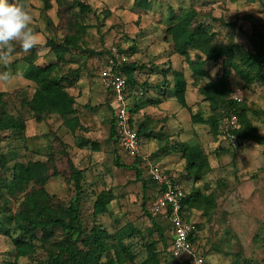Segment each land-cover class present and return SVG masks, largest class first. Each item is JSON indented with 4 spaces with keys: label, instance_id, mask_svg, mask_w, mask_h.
<instances>
[{
    "label": "rangeland",
    "instance_id": "obj_1",
    "mask_svg": "<svg viewBox=\"0 0 264 264\" xmlns=\"http://www.w3.org/2000/svg\"><path fill=\"white\" fill-rule=\"evenodd\" d=\"M148 1L149 7L139 6L140 0H49V6L43 0H16L31 9L40 44L30 53L17 45L11 63L0 66V72L12 73L9 80L0 82L6 111L25 121L21 131H0V183L6 176L11 180L17 163L42 162L46 168L43 181L32 179L21 191L2 190L0 264H46L50 254L58 250L66 237L61 228L46 237L39 232L35 238L23 233L16 220L24 209L23 201L40 191V204L46 202L58 212L65 210L77 193L73 167L82 172L79 212L86 232L97 227L110 236L103 264H143L150 247L158 250L159 264H184L170 253L173 231L165 213L153 217L147 213L159 187L150 178L152 162L178 180L187 193L200 190L215 197L213 205L187 213L198 235L196 244L204 253V264H264V145L246 139L233 144L225 136H215L207 122L193 119L197 114L205 120L214 111L203 89L223 76L225 58L219 62L207 59L203 66L206 74L196 75L168 33L174 22L171 19L181 10L193 8L217 40L259 46L260 39L252 32L258 27L264 33V0ZM65 47V57L58 58L55 49ZM113 48L126 52L132 62L151 65L141 81L149 76L153 89L167 88L159 98L150 91L135 100L132 125L146 131L142 134L141 162L121 150L111 132L113 112L99 74ZM198 54L206 58L202 52L190 50L191 59ZM30 63H56L60 74L70 76L68 91L75 97L79 119L75 127L59 114L38 120L24 102L36 87L23 76ZM228 69V88H215L227 89L223 95L228 99L240 96L248 108L246 116L264 135V81L246 85L234 68ZM175 70L182 72L187 82L185 106L171 93ZM180 143L197 146L205 154L199 178L186 170V159L176 150ZM117 156L122 165L117 164ZM139 167L146 189L136 175ZM102 193L112 199L105 211L97 213L96 200ZM154 220L162 227L165 244ZM17 238L27 253L20 254ZM78 244L84 247L82 241Z\"/></svg>",
    "mask_w": 264,
    "mask_h": 264
},
{
    "label": "trees",
    "instance_id": "obj_2",
    "mask_svg": "<svg viewBox=\"0 0 264 264\" xmlns=\"http://www.w3.org/2000/svg\"><path fill=\"white\" fill-rule=\"evenodd\" d=\"M20 1L23 2L25 0ZM43 1L49 6V0ZM82 5L84 6V4ZM138 5L149 7L150 1L140 0ZM198 15V12L191 8L181 10L179 14L171 19L172 21L174 20V22H171L168 33L174 41L175 49L178 53L184 55L186 59H188L196 75L203 76L206 74L203 66L207 59L219 62L225 58V71L218 82L208 83L203 89V93H205L211 100L214 111L209 118L205 120L197 114L193 115V119L207 122L210 125L212 132L218 137L220 135L224 136V118L228 115L236 114L240 126L238 129H235L234 132L240 141L243 139L253 140L258 144L264 145V135L257 132L249 118L246 116V111L248 109L246 104L241 101L226 98L225 94L227 89L215 88L218 85H224L228 88V67L234 68L236 72L243 77L246 85H250L254 81H264V33L259 31L258 27H254L252 35L254 37H259V46L253 45L252 47H246L242 43L234 40L222 42L217 40L215 33L198 18ZM49 43L54 44L52 40H49ZM66 49V47L56 48L55 50L58 52L57 57L61 59L64 58L65 54L63 53H65ZM116 49L120 53L126 54L123 50L119 48ZM192 49L202 52L206 55V58L202 59V56H199L198 54L196 59H191L190 50ZM56 63H59V60ZM56 63H50L47 65L30 63L28 65L23 76L25 79L33 81L36 84V87L33 95L30 98L25 97L24 102L30 107L38 120L43 119L47 114H59L64 119L65 123L73 128L75 127V122H78L79 119L75 115V97L68 91L69 83L71 82L69 79L70 76L60 74L59 66ZM168 67L170 66L168 65ZM137 68L141 70L140 77L147 69H149L146 64L139 65L136 62H132V60H129L128 63L122 66L130 90L134 89L138 83L135 81V71ZM174 74L175 78L171 93L181 105L185 106L187 82L182 72L175 70ZM147 84L146 80H140L139 82V86L144 90V94L147 92ZM166 92L167 88H165L164 94ZM223 92H225L224 95ZM4 96L5 92L0 91V131L23 130L25 128L24 119L6 111L7 102L5 101ZM135 109L136 108L134 107L129 110L130 125L142 136V134L146 132L145 129L141 126L135 128L132 125L131 113ZM218 109H223V111L220 113L217 111ZM112 112H114V109H112ZM111 132L116 143H118V135L115 128V116L112 119ZM176 150L180 151L182 157L186 159V170L194 171L197 178H199L200 176L198 173L201 172L203 163L206 161L205 154L202 150L197 146L191 147L182 143L177 145ZM140 154L141 150L135 156L136 158H140L141 162L143 161V157H141ZM117 164L122 165L119 162L118 156ZM45 168V164L42 162H32L28 164L17 163L14 166L11 180L9 181L6 176V179L4 178V181L0 183V196L2 195V190L4 188L16 192L25 189L32 179L43 181ZM135 169L137 178L143 181L144 189H146L147 182L142 176L141 167ZM72 177L74 178L77 190L76 198L70 202L65 210L58 212L50 205H47L46 202L40 204L38 201H43L40 200L43 196V191H40L34 195H29L26 201H23L24 209L18 212V218L16 220L17 225L21 228L23 233H27L35 238L38 237L39 232H42L41 235L43 234V236L46 237L48 233H51V231L56 228H61L63 230L66 237H64L63 241L59 243L58 252L55 251L50 254L46 264H103L101 258L103 254L109 250L107 240L110 236L106 230L97 227L92 228L89 233L86 232L79 212L80 195L82 192L81 170L73 167ZM150 178L155 185L159 186L158 193H160L164 189L163 186L157 183L152 177ZM111 199L112 197L110 194H100L96 200L97 213L105 211L106 205ZM214 201L215 197L212 194H203L200 190L187 193V197L182 206V215L189 220L187 216V213H190L189 211L194 208H203L210 204L213 205ZM27 208L30 209L27 210ZM147 213L150 217L154 216L149 210H147ZM154 224L157 227L160 239L165 244L166 240L162 227L156 220H154ZM74 236L75 238H73ZM194 239L198 241L197 233ZM79 241H82L84 245L83 248L79 246ZM15 243L18 245V251L20 254L28 252V249H26L27 247L21 246L23 245V242L20 238L15 239ZM147 255L148 257L143 264H159V252L155 247H150ZM174 258L186 264L184 260L177 257Z\"/></svg>",
    "mask_w": 264,
    "mask_h": 264
},
{
    "label": "built area",
    "instance_id": "obj_3",
    "mask_svg": "<svg viewBox=\"0 0 264 264\" xmlns=\"http://www.w3.org/2000/svg\"><path fill=\"white\" fill-rule=\"evenodd\" d=\"M129 60L128 55L113 48L111 54L101 64L99 76L103 86L112 94L118 145L127 154L135 156L141 150L143 141L138 131L130 125L129 95L143 94L144 90L139 86L141 73L139 68L135 71V81L138 83L134 89L129 90L127 77L122 70V66ZM235 99L241 101L242 98L235 96ZM239 126L236 114L228 115L223 120L224 136L233 144L240 141L234 132ZM149 172L151 177L164 188L152 202L150 211L153 215L163 212L170 220L174 236L170 248L171 254L184 260L186 264H204V253L194 239L196 236L194 224L182 215L183 202L187 197L186 190L176 179L165 174L158 164H151Z\"/></svg>",
    "mask_w": 264,
    "mask_h": 264
},
{
    "label": "clouds",
    "instance_id": "obj_4",
    "mask_svg": "<svg viewBox=\"0 0 264 264\" xmlns=\"http://www.w3.org/2000/svg\"><path fill=\"white\" fill-rule=\"evenodd\" d=\"M31 9L16 0H0V66L7 67L16 51V46L24 53H30L40 44L35 31ZM12 76L8 71L0 72V82Z\"/></svg>",
    "mask_w": 264,
    "mask_h": 264
},
{
    "label": "crops",
    "instance_id": "obj_5",
    "mask_svg": "<svg viewBox=\"0 0 264 264\" xmlns=\"http://www.w3.org/2000/svg\"><path fill=\"white\" fill-rule=\"evenodd\" d=\"M149 68H150V66L151 65H147ZM168 66V65H167ZM148 70V69H147ZM147 70L145 71V73H143L142 75H145L146 74V72H147ZM162 71H164V70H162ZM148 79H145L146 81H147V85L148 86H146V90H147V92L144 94H130L129 95V110H130V108L132 109V108H134V106H135V100L137 99V98H141V97H143L144 95H146L148 92L150 93V91L154 94V96H156L157 98H159L161 95L160 94H164V91H165V87H162V86H160L159 88H158V90H156V89H153L152 88V86H151V84H152V81H153V79H151L149 76H146ZM144 81V80H143ZM105 88V87H104ZM105 90H106V92L108 93V95H109V104H110V107L112 108V109H114L113 108V105H112V94H111V92L109 91V90H107L106 88H105ZM130 90V89H129ZM145 90V91H146ZM159 94V95H158ZM114 112H115V110H114ZM113 112V117L115 116V113ZM143 144V143H142ZM127 154V153H126ZM129 155V154H128ZM151 164H157V163H155V162H152ZM150 164V165H151ZM159 165V164H158Z\"/></svg>",
    "mask_w": 264,
    "mask_h": 264
}]
</instances>
